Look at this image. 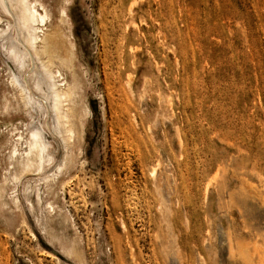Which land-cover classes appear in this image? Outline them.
<instances>
[{"label": "rangeland", "instance_id": "obj_1", "mask_svg": "<svg viewBox=\"0 0 264 264\" xmlns=\"http://www.w3.org/2000/svg\"><path fill=\"white\" fill-rule=\"evenodd\" d=\"M36 5L81 124L68 148L48 137L52 181H13L46 113L0 55V264H241L229 238L264 239V0Z\"/></svg>", "mask_w": 264, "mask_h": 264}, {"label": "bare ground", "instance_id": "obj_2", "mask_svg": "<svg viewBox=\"0 0 264 264\" xmlns=\"http://www.w3.org/2000/svg\"><path fill=\"white\" fill-rule=\"evenodd\" d=\"M0 14V55L10 71L11 83L19 90L24 107L36 105L46 113L43 127L33 130L25 141L26 150L22 154L13 153L11 178L17 181L35 174L42 175V180L52 181L54 177L48 172L54 158L48 137L56 136L68 148L76 133V124H81L70 105L75 98V80L72 83L61 80L58 67L63 59L70 62L72 52L58 31L46 34L39 26L46 17L38 12L36 0H0ZM22 139L20 136L18 141ZM67 160L68 156L65 166ZM35 199L42 208L38 189ZM17 200L16 197L12 200L16 206ZM244 236L240 235L244 241L229 238L231 258L241 264H264V239ZM51 238L56 236L51 234ZM61 244L68 255L80 256L76 240L66 239Z\"/></svg>", "mask_w": 264, "mask_h": 264}]
</instances>
